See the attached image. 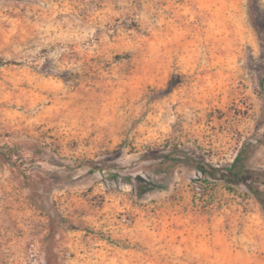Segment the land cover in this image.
<instances>
[{"label":"rangeland","instance_id":"rangeland-1","mask_svg":"<svg viewBox=\"0 0 264 264\" xmlns=\"http://www.w3.org/2000/svg\"><path fill=\"white\" fill-rule=\"evenodd\" d=\"M240 150L264 0H0V264H264Z\"/></svg>","mask_w":264,"mask_h":264},{"label":"trees","instance_id":"trees-1","mask_svg":"<svg viewBox=\"0 0 264 264\" xmlns=\"http://www.w3.org/2000/svg\"><path fill=\"white\" fill-rule=\"evenodd\" d=\"M244 158H245V155L243 151L240 150L237 156L234 158L233 162L230 164V166L224 169L225 173L222 175H225V177L229 181L234 182V183H238V182L244 183L246 181H249L247 184L249 191H251L254 194L256 199L264 207V188H261L256 184V181L260 183L261 180L257 179L255 181V179L252 178V172H249L244 167V164H243ZM262 183L264 185V182Z\"/></svg>","mask_w":264,"mask_h":264}]
</instances>
